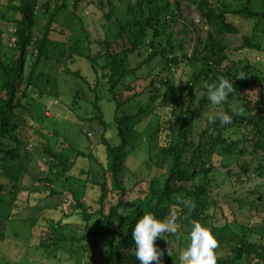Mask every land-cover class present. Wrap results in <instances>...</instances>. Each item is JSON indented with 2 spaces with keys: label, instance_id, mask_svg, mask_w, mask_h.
<instances>
[{
  "label": "trees",
  "instance_id": "trees-1",
  "mask_svg": "<svg viewBox=\"0 0 264 264\" xmlns=\"http://www.w3.org/2000/svg\"><path fill=\"white\" fill-rule=\"evenodd\" d=\"M247 1L249 4L253 3V6L256 0ZM79 2L80 0H44L40 4L39 0H7L4 4L0 0V19L3 21V26H0V168L12 175L13 161L18 159L21 161L14 179L10 176L12 182L6 183L0 180V191L4 192L0 194V202H7L10 206L20 194L24 193L29 199L37 188H33L32 182L26 184L22 181L24 175L32 168L30 165L32 159L29 153H25L24 138L20 133L21 127H24L20 111L25 110V100L32 90L39 87V79L45 76L44 67L48 66L52 60L49 46L52 42V33L57 30V21L61 12L66 10L77 14L71 7L76 8ZM100 2L106 5L105 0ZM191 3L203 22L209 26L206 37L198 36L197 45L191 56L187 53H183L181 57L176 54L169 56L180 42L174 38L172 32H167L165 36V27L169 18L177 21V17L183 14L180 11V0L174 2L172 0H136V4L127 7L125 17L118 20L112 38L105 36L102 39H94L92 33L87 32L84 39L75 38L64 52L61 60L63 70L82 79L88 88L96 93L95 99L91 102L94 108L93 115L88 120H98L106 131H108V123L101 106L98 86L103 81L109 84L111 98L116 102L115 122L120 141L114 144L105 132L101 135V145L106 150L105 159L101 162L103 180H96V184L100 185L101 193L98 199L99 207L92 211L88 210L84 199L86 192L78 195L77 191H72L69 186V180L75 178V175L70 172L75 160L48 143L42 144V151L37 150L42 157L41 165L44 163L48 167L43 174H39L37 180L41 185L48 183L49 199L60 193L56 189V184L58 181H63V185H67L75 195L73 211L80 209L88 223L96 216L101 218L98 227H88L87 223L86 231L79 237L67 236L62 232L63 225L52 221L42 244L82 242L92 238L95 241H101L105 247V255L94 263L139 264L134 255L135 245L131 232L137 220L144 214L151 213L158 219H165L171 211L175 210L177 224L181 226L194 220L200 222L216 215L221 205L216 196L211 193L209 176L215 169L213 158L220 154L218 146L224 142L234 143L225 136L229 129L234 126L248 127L253 135L250 136L251 138L246 136L245 139L253 141L255 150L261 151L262 159H264V113L259 107L264 100L251 103L247 99L248 102L245 103L244 98L246 99L247 96L241 92L243 85L248 81L243 79L241 83L237 69L233 65L224 64L228 57L226 53L229 48L228 35L239 33L237 25L229 19L230 14L241 15L251 21L257 18L264 19V8L257 9L245 5L236 10L229 9L230 3L225 0L220 1V4L211 0H191ZM111 5L113 6L112 1L107 0L109 9L104 14L106 20L114 17ZM9 27H11V31H8L10 39L15 36L14 40L10 41L16 52L10 59L7 58L4 50L6 32ZM184 28L186 33H190L187 25H184ZM162 35L164 40L160 43L161 46H155L156 39ZM93 44L99 46L96 53L93 52ZM242 45L262 49L261 44L253 42L247 36ZM146 48L150 51L149 57L143 62H150L154 57L161 55L163 59H167L169 65L171 63L178 65L187 59L189 62L198 60L201 66L191 73L186 84L171 83L168 76L165 77L162 74L152 80L151 99L156 102L161 98V105L170 112V121L165 122L166 133L163 144L158 146L156 152L150 147L148 150L160 172L152 177L145 187L139 188L136 198L126 200L128 188L123 184L121 176L122 157L130 142L131 120L138 113L119 116L118 111L135 97V94L123 97V90L131 88L130 84L124 83L125 77L135 73L143 63L139 62L136 67L126 68L127 62L131 55L140 54ZM81 58L90 63V74H94L95 82L86 74L87 71L85 73L83 68L75 67ZM220 77L233 81L234 94L227 100L224 111L232 115V123L223 126L218 120L214 124L207 123L195 139L194 127L208 103V98L205 86V94L196 104L197 96L194 89L203 78H207V84H210L217 82ZM157 82H161V87L164 86L165 89L161 90V87L154 86ZM240 109L243 111H239ZM159 129L160 126L158 131ZM156 141L157 138L154 144ZM71 149L76 156L97 160L94 153H87L78 146ZM242 152L243 149L238 152L239 160ZM234 153L235 150L231 147L225 150L226 155ZM239 167L240 170L228 168L227 176L235 183L251 179L248 175L252 170L251 166L241 164ZM257 169L264 175L263 163L254 170ZM38 170L39 166L36 167V172L31 171L38 173ZM200 174L203 175L204 180L194 183ZM79 179L82 180V178ZM190 183L193 184L190 186ZM112 193L117 195L115 203L110 199ZM251 193H259V191L253 189ZM8 195L10 198H7ZM177 196L182 199H192L195 207L191 210L183 207L177 201ZM260 200V197L256 196L250 205L259 207L263 204ZM108 202L112 204L106 211ZM131 204L134 206L127 208ZM58 207L55 206V208ZM122 207L127 208L126 215L119 214ZM228 225L227 223L224 228ZM249 227L252 226H243V230L246 228L245 231H248ZM230 238L228 240L231 253L220 256V264H264V235L250 238L246 232L243 234L232 232ZM157 240L158 238L155 241L156 245Z\"/></svg>",
  "mask_w": 264,
  "mask_h": 264
},
{
  "label": "rangeland",
  "instance_id": "rangeland-1",
  "mask_svg": "<svg viewBox=\"0 0 264 264\" xmlns=\"http://www.w3.org/2000/svg\"><path fill=\"white\" fill-rule=\"evenodd\" d=\"M42 1L44 0H39V3L41 4ZM111 1L114 14L111 20H106L104 15L109 9L107 0H105L106 5H102L100 0H80L76 8L71 7L77 14L65 10L58 18L57 30L52 33V42L49 46L52 60L48 66L44 67L45 76L39 79V87L32 90L25 100V110L20 111L22 126H24L21 127L20 133L24 138L25 153H29L32 159L31 170L36 172V167L39 166L38 173L28 171L22 181L26 184L32 182L33 188H37L29 199L24 193L20 194L12 201L11 206L7 202H0V264H96L94 261L97 262L105 255L103 243L92 238L82 242L52 243V245L42 244V242L45 241L44 237L49 232L52 221L62 224V232L67 236L79 237L86 231L88 222L83 218L81 210L73 211L75 195L72 191L76 190L78 195L86 192L84 199L89 211L99 207L98 199L101 189L100 185L96 184V180H103L101 162L104 161L106 154L105 148L101 145V135L105 132L114 144L120 141L115 122L116 102L111 98L109 84L103 81L98 86L101 106L108 123V131H106L98 120H88L93 115L94 108L91 102L95 99L96 93L92 92L82 79L66 73L61 61L70 43L78 37L84 39L87 32H91L94 39H102L105 36L112 38L118 20L126 15L127 7L136 4V0ZM211 1L220 4L222 0ZM225 1L230 3L229 9L235 10L253 4H249L247 0ZM2 2L5 4L7 0ZM254 7L263 9L264 0H256L252 8ZM180 11L183 14L177 17V21L169 18L165 27V36L167 32H172L174 38L180 42L169 56L176 54L181 57L183 53H192L197 45L198 36L206 37L209 30V26L203 22L191 0H180ZM229 19L237 25L239 33L228 35L229 48L226 51L228 57L224 64L233 65L237 69L241 83L243 79L248 81L243 85L241 92L247 96L246 99L244 98L245 103L248 100L251 103L264 100V19L257 18L251 21L241 15L232 16L231 14ZM184 25L189 27L190 33L184 31ZM0 26H3L1 19ZM8 31H11V27L6 32L4 50L7 58L10 59L16 53L9 45L10 40H14L15 36L10 39ZM245 36L261 44L262 49L243 47ZM163 40L164 35L158 37L155 46L160 47ZM93 48V52L96 53L99 46L93 44ZM149 52L146 48L140 54L131 55L126 68L138 66L139 62L149 57ZM200 66L201 62L198 60L189 62L187 59L178 65L174 63L169 65L167 59L158 55L150 62H143L135 73L125 77L124 83L130 84L131 88L123 90V97L134 94L135 97L123 105L118 115L138 113L131 120L130 142L122 157L121 176L123 184L128 188L126 200L136 198L139 188L145 187L147 182L160 172L148 150L150 147L156 152L158 146L163 144L166 133L165 122L170 119V112L161 105V98L156 102L151 99L152 80L163 75L168 76L171 83L186 84L191 73L198 70ZM75 67L83 68L95 82L94 74H90V63L86 59L81 58ZM207 82V78L201 79L194 89L197 96L196 104L204 96V87ZM154 84L159 88L162 86L161 82ZM160 89L164 90L165 87ZM261 102L259 107L264 113V101ZM226 103L227 101L221 105H212L208 100L196 121L193 131L195 139L206 127L207 117L217 111L224 112ZM141 110L144 111L139 113ZM252 135L248 127H232L225 136L230 142H234V145L229 142L220 144L218 146L220 154L213 158L215 169L209 176L211 180L209 185L211 193L216 196L221 206L217 209L215 216L202 220L200 223L208 226L218 240V247L215 250L217 264H220V256L231 253L228 238L231 239L232 232L237 234L246 232L250 238L264 235V175L260 174L259 169L254 170L259 164H264V159H262L263 153L255 150L253 141H246L245 137L251 138ZM156 138L157 141L154 144ZM31 143L33 146L27 148ZM46 143L75 160L70 170L75 178L69 180L72 191L67 185H63V181H58L56 189L60 193L55 194L51 200L47 196L48 183L41 185L37 180L39 174H43L45 168L48 169L44 163L41 165L42 157L37 153V150L42 151L41 146ZM71 145L78 146L87 153H94L97 160L76 156ZM230 147L235 150V153L226 155L225 150ZM242 149L239 160L238 152ZM20 163L19 159L13 161L12 175L0 168V180L6 183L12 182L10 176L14 179ZM241 164L251 166L252 170L248 174L251 179L235 183L227 176L226 171L228 168L240 170ZM203 180V175L200 174L194 183H200ZM253 189H257L259 193H251ZM0 194L4 192L0 191ZM110 195V199L115 203L117 195L115 193ZM9 196L7 198H10ZM256 196H259L260 201L263 202L259 207L250 205ZM111 204L108 202L106 211ZM55 206L59 207L55 208ZM133 206L134 204H131L127 208ZM121 209L126 211L123 207ZM100 219L99 216L94 217L88 223V227H98ZM227 223L229 225L224 228ZM243 226L252 227L245 231L246 228L243 230ZM190 228L191 223L182 226L178 224L179 235L163 234L170 243L164 238H158L157 248L165 250V254L161 257L163 264H180L179 254L189 243L187 237ZM169 247L172 248V256L167 254Z\"/></svg>",
  "mask_w": 264,
  "mask_h": 264
},
{
  "label": "clouds",
  "instance_id": "clouds-1",
  "mask_svg": "<svg viewBox=\"0 0 264 264\" xmlns=\"http://www.w3.org/2000/svg\"><path fill=\"white\" fill-rule=\"evenodd\" d=\"M206 88L207 98L212 105H221L234 94L233 81L224 77L218 78L217 82L207 84ZM232 119V115L222 111L207 117L209 124H214L218 120L221 126L231 124ZM176 199L189 210L195 207L194 201L190 198L181 199L177 196ZM119 214L126 215L123 210H120ZM164 233L179 235L175 210L171 211L165 219H158L155 215L148 213L137 220L132 229L131 238L135 245L134 255L139 264H153V262L163 264L161 257L165 254V250L157 248L155 241L157 238L166 239ZM187 239L188 245L179 254L180 264H217L215 250L218 247V240L208 226L192 221ZM166 240L170 243L168 239ZM167 254L172 256L171 247L167 249Z\"/></svg>",
  "mask_w": 264,
  "mask_h": 264
},
{
  "label": "built area",
  "instance_id": "built-area-1",
  "mask_svg": "<svg viewBox=\"0 0 264 264\" xmlns=\"http://www.w3.org/2000/svg\"><path fill=\"white\" fill-rule=\"evenodd\" d=\"M14 30H15V29H14ZM12 44H13V43L10 41V42H9V45H12ZM194 49H195V48H194ZM193 52H194V50H193ZM193 52H192V53H188V55L191 56V55L193 54ZM30 146H32V144H30Z\"/></svg>",
  "mask_w": 264,
  "mask_h": 264
},
{
  "label": "water",
  "instance_id": "water-1",
  "mask_svg": "<svg viewBox=\"0 0 264 264\" xmlns=\"http://www.w3.org/2000/svg\"><path fill=\"white\" fill-rule=\"evenodd\" d=\"M261 199V198H260Z\"/></svg>",
  "mask_w": 264,
  "mask_h": 264
}]
</instances>
